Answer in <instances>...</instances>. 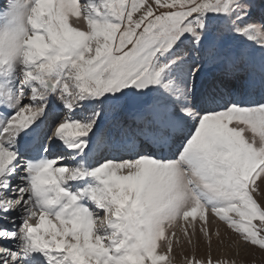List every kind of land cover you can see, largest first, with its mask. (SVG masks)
<instances>
[{
    "label": "snow or ice",
    "instance_id": "snow-or-ice-1",
    "mask_svg": "<svg viewBox=\"0 0 264 264\" xmlns=\"http://www.w3.org/2000/svg\"><path fill=\"white\" fill-rule=\"evenodd\" d=\"M220 225L264 251V0L0 4V264H176Z\"/></svg>",
    "mask_w": 264,
    "mask_h": 264
},
{
    "label": "rangeland",
    "instance_id": "rangeland-1",
    "mask_svg": "<svg viewBox=\"0 0 264 264\" xmlns=\"http://www.w3.org/2000/svg\"><path fill=\"white\" fill-rule=\"evenodd\" d=\"M5 0H0V4L4 3ZM74 17H70V22ZM209 81L214 78L215 70L209 73ZM231 87L238 88L239 82L233 81L230 84ZM199 215V214H198ZM218 221L219 218H215ZM58 225V222L53 221ZM59 226V225H58ZM213 233L215 232V224L212 227ZM220 231L222 233L221 240H218L216 235L212 236L211 249L208 247L207 241H201L195 251L187 244L184 245L183 250L176 247V264H185V261L204 260L209 259V251H211L210 259L214 262L216 260H235L236 264H264V251L258 248L245 249L242 246L237 248L235 246L236 237L231 233L225 232L223 225H220Z\"/></svg>",
    "mask_w": 264,
    "mask_h": 264
},
{
    "label": "bare ground",
    "instance_id": "bare-ground-1",
    "mask_svg": "<svg viewBox=\"0 0 264 264\" xmlns=\"http://www.w3.org/2000/svg\"><path fill=\"white\" fill-rule=\"evenodd\" d=\"M3 4V3H2ZM210 76V75H209ZM211 77V76H210Z\"/></svg>",
    "mask_w": 264,
    "mask_h": 264
}]
</instances>
